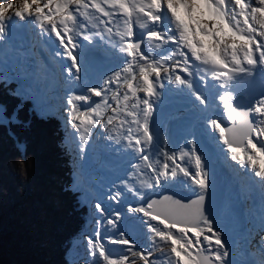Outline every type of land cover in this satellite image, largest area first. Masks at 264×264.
<instances>
[{"label":"snow or ice","instance_id":"1","mask_svg":"<svg viewBox=\"0 0 264 264\" xmlns=\"http://www.w3.org/2000/svg\"><path fill=\"white\" fill-rule=\"evenodd\" d=\"M180 7L187 20L178 13ZM201 8L207 9L210 27L197 19ZM93 20L99 22L93 24ZM26 21L56 41L62 49L56 52L57 56L70 60L71 66L66 68L69 83L81 80L78 55L84 58L94 37L125 54L123 66L105 77L99 86L87 87L85 94L73 92L66 101L70 106L66 109L67 121L83 143L88 142L97 126L108 130L109 139L117 144L125 142L122 150L130 152L134 161L129 163L127 178L121 181L125 190L139 195L130 180L158 188L179 178L198 193L195 199L187 201L163 195L137 207L130 205L128 210L142 214L149 230L147 250L133 251L135 242L121 232L120 239L112 242L129 246L126 251L134 258L130 260L127 254L113 257L100 242L97 230L95 240L86 237L89 259L84 264H96L97 257L106 264H137V259L143 264H156L157 260L160 264H226L228 247L205 209L210 177L205 160L197 151L196 139L184 141L190 150L181 147L179 154L169 151L167 138L153 131L151 121L161 95L157 89H163L165 81L172 82L173 74L175 83L186 85L203 110H209V100L195 91L191 83L192 67L199 62L196 66H206L203 72L210 73L211 80L219 82L217 86L223 90L217 100L226 120L232 122L227 129L230 135H225L226 129L219 120L210 119L208 123L212 129L218 128L219 139L230 151L232 160L264 184V96L252 107L243 108L236 106L235 93L231 91L240 74L251 75L257 65L264 66V0H45L43 5L41 0H0V39L13 26ZM134 24L140 30L135 40ZM201 35L209 38V50H205ZM236 39L241 41L239 45ZM177 68L189 79H184ZM199 79L207 85L204 75H199ZM80 102H84L83 110ZM109 109L113 114L105 119ZM6 112L0 106V123L11 122L16 116L15 111L13 117ZM18 150L26 156L22 148ZM186 158L190 164L184 163ZM120 197L117 191L109 198L119 203ZM94 208L107 215L100 203ZM114 216L115 220L108 219L109 224L115 225L121 214L115 212ZM202 236L206 245L200 243Z\"/></svg>","mask_w":264,"mask_h":264},{"label":"trees","instance_id":"2","mask_svg":"<svg viewBox=\"0 0 264 264\" xmlns=\"http://www.w3.org/2000/svg\"><path fill=\"white\" fill-rule=\"evenodd\" d=\"M13 94V89L0 88V104L6 106L9 115L19 105ZM18 119L21 123H0V264H68L67 255L72 245L67 236L78 234L80 237L83 221L80 227L65 228L60 221L54 224L57 225L54 236L66 242V245L61 244L66 252L63 263L57 244L50 242L46 233H39L45 224L43 218L49 216L51 222L54 220L53 214L48 215L49 210L62 211L61 219L66 216L64 210L65 213L74 210V193L67 190L71 152L59 146L67 136L66 124L61 119L56 121L31 114L29 105L19 109ZM27 122L29 124L25 125ZM8 134L22 136L19 145H15ZM20 148L29 158L23 166ZM73 219L68 217L69 221Z\"/></svg>","mask_w":264,"mask_h":264},{"label":"bare ground","instance_id":"3","mask_svg":"<svg viewBox=\"0 0 264 264\" xmlns=\"http://www.w3.org/2000/svg\"><path fill=\"white\" fill-rule=\"evenodd\" d=\"M245 2L247 3L248 1L245 0ZM177 11L179 14H182L181 13L182 11L187 16L185 10L182 7L178 8ZM182 17L187 19L184 15ZM98 22H99L98 20L91 21V23L93 24ZM23 26L24 23L22 25L18 24L17 28L12 27L8 36L14 39L15 30H19L20 28H23ZM139 31L140 30L138 29V32ZM27 41H28L27 49L31 50L30 47H31V43L33 42V39ZM81 42L86 44V42L84 41ZM45 43L46 46L50 47L51 50L55 51V54L57 51L62 52V49L58 47L54 39L48 37L46 38ZM94 43H98L103 46L102 49L98 50L97 54H93L92 52H89L90 49H95ZM235 43L239 45L241 41L236 39ZM55 45L57 46L54 47ZM1 50H3V48H0V51ZM112 50H114L113 53H111ZM57 57H59V59H62L61 64L63 66L62 70L64 76L69 84V88L72 91V93L75 92L76 94H85V89L87 88L85 87V78L89 79V81L92 83V84L90 83L91 86H97L98 84L102 83L105 77L109 76L110 73L115 71L117 68L123 66V64L125 63V54L121 53L118 50V48H113L110 43H107L106 41H101L98 37H94L93 44L88 45L85 50L84 58L81 59V57L79 56L78 62L81 65V73H80L81 80L80 81L73 80L71 83H69V76L66 72V68L71 66V62L68 58L64 57L63 55ZM45 59L46 61L49 60L48 58ZM177 59H179V57ZM176 71L179 72L180 75H183V78L186 79V75L180 70V68H177ZM28 73L31 74L30 71ZM262 73L264 75V67L262 68ZM73 75H75L74 69H73ZM174 75L175 74H173V76ZM133 84L135 86L136 81H133ZM171 86H179L178 84L175 83L174 78L172 82L165 81L164 88H169ZM78 90H80L81 92L78 93ZM123 90L124 89H121V92ZM157 90L160 91V89ZM129 95L131 96V93H129ZM139 95L143 97L144 94L141 92L139 93ZM94 99L99 100V98H94ZM194 99L195 100L193 101V103L196 102V104L199 106L198 110L194 113H189L187 110L188 107L191 106V104H185L181 106L173 105L171 107H160V108L156 107L151 121L152 129L155 133L165 136L168 141L169 151H176L177 154H179V150L181 147L190 150V146L184 143V141L186 139L195 138L197 141V151L201 153L202 157L205 160L206 166L209 171V177L211 178L212 174L217 172H220L224 175L225 183L227 184L229 189L228 194H231L233 201L228 202V207L225 206L223 207L221 217L218 220L214 221V227L216 228L217 231L221 232V239L223 240L224 244L228 247L229 250V256L226 260V264H252L251 260L246 258L249 256V252L247 251V249L249 248L248 247L249 243L246 240L247 234H245L246 231L245 216L243 212V203H244L243 197L247 195V190H250V186L248 185V183L251 181V179L241 184L240 181L233 176L232 164L230 169L224 170L223 168L220 167V163L224 162L225 158L232 160L231 153L227 149V147L223 144V141L219 139L218 128L212 129L208 121L210 119H219L220 126L222 127L223 122L226 121V113L223 112L222 106L221 108L217 107L218 115L216 118H214L204 113L202 111L201 105L199 104V101H197L196 98ZM80 104L82 103L80 102ZM253 104H255V102H253ZM169 119H171V122H169ZM115 143L116 142L112 140L113 146ZM123 143L125 142L123 141L122 144ZM119 150L124 152L125 154L124 158L131 157V153L122 150V147H120ZM111 154L112 155L108 156L110 159L113 158L112 156L117 155L114 152H112ZM114 160L116 161L115 163H117L119 159L115 158ZM130 162H134V161H130ZM184 163L190 164L191 162L188 161L186 158ZM235 164L236 165L234 166L236 169L240 168L238 167L236 162ZM123 166L124 167L121 168L120 171H117L115 175V179L118 180L119 183H121L122 180L127 178V173L130 170L129 164ZM244 170L246 171V174L248 176L249 174H252L251 171L246 169ZM143 179H150V178L143 177ZM129 183L136 188L137 192L139 193V195L136 196L137 198H141V200L146 198L152 191L164 187L163 185L161 187L153 189L141 185L138 182H133L131 180L129 181ZM170 185L178 186V185H186V184L181 179L178 178L174 183H171ZM142 220H144L143 216H142ZM156 223L158 224V222ZM189 235L194 236L193 233H189ZM205 235H209V233L205 232ZM201 242H203L202 245H206L207 243L203 239V236L201 237L200 243ZM254 242L257 243V240L255 239ZM193 243H195V239H193ZM212 243L214 246L215 241L213 240ZM213 250H215V247H213ZM258 253H259V257L262 260H264V256L262 255L261 250H259Z\"/></svg>","mask_w":264,"mask_h":264},{"label":"rangeland","instance_id":"4","mask_svg":"<svg viewBox=\"0 0 264 264\" xmlns=\"http://www.w3.org/2000/svg\"><path fill=\"white\" fill-rule=\"evenodd\" d=\"M44 2H45V0H41L42 5ZM237 8H238V6H237ZM45 11H47V9H45ZM204 13H205V9L203 8L202 9V15H204V16H203L202 20L205 21L206 24L211 26V21H210L209 17L205 16ZM38 29H39V27H38ZM39 31H41V29H39ZM46 37L48 38V36H46ZM5 38H6V35L3 38V46L4 45L7 46V48H8L7 49V55H11L10 56L11 58H10L7 56H2L0 54V60L4 61V63L0 64V66L3 67L2 71L6 72L4 74L5 79L8 80L12 77H19L21 80H22V78L23 79H29V80H25V81L22 80V82H20V85L22 86L21 91L24 92L31 99H33L35 102L38 100V96L41 92L40 89H43V90L46 89L47 91H53L55 99L58 96H59V98H63L62 94H65V96L68 97V93L71 90L69 88V84L66 81V78L64 76L62 69L59 66H57V67L53 66V65L50 66L47 63V61H45L44 53L46 52L47 49L43 50L44 53L41 51L42 52V59H41L40 58L41 56L38 57L33 53L34 50L33 51L30 50V52L28 54H25V53L20 52L22 49L12 48L14 46L10 47V44L13 45L14 42L10 41V43H9V40H6ZM43 45L46 47L45 41H43ZM22 57H26V59H28V60H24V59H22ZM28 62H29V65H26V63H28ZM32 63H35L36 67H37V65H39L40 68L37 70L35 67L32 70ZM41 68L46 69V73L44 75H42L40 72ZM50 69L52 70V73L50 72ZM23 70H25V71H23ZM11 71H13V72H11ZM29 71H33V73L30 75L28 73ZM92 74H93V72H92ZM32 78H34L35 80ZM37 80L39 82L38 84H37ZM94 80H95V78H94ZM90 83L91 82L89 81V79L85 78V87H90L91 86ZM100 84H98L97 86H99ZM50 85H51V87H49ZM61 90L64 91L65 93H63ZM58 92H59V94L57 95ZM79 92H81V91L78 90V93ZM63 100H64V98H63ZM109 102L113 104V107H115V103L111 99L109 100ZM81 103H82L81 106H82V110H83L84 102H81ZM68 107H70V106H67L66 104L64 106L63 105L50 106L47 104L38 103V105L36 106V109L39 113H42V114L55 113L61 117L67 118L68 113H67L66 109ZM111 114H113V113L109 109L108 112L105 114V116L111 115ZM103 122L104 121L102 120L101 123H103ZM109 127H111V126H109ZM98 130H99V132H98ZM95 132H98V133L95 136V139L92 141L93 145H95V143H97L100 146L104 141L109 139L110 132L108 130H104L100 126H97L96 128L93 129L90 137H92ZM75 134L78 136V134L76 132H75ZM8 135H9V137L12 138L13 143L15 145H19L18 141L20 139H22V136L16 137L12 134H8ZM25 143L26 142H24L23 144H25ZM85 152H86V148L80 147L79 151H77L76 159L83 158V156L85 155ZM112 157L115 159V158H117V155L116 156L114 155ZM101 159L102 158L99 157L98 162L101 161ZM21 160L24 163H28L29 158L21 155ZM4 170H5V168H4ZM8 174H10V171L8 172ZM11 174L12 175L10 177H13V173H11ZM145 194H146V192H145ZM227 202H229V200H227ZM18 208H21V206H18ZM69 211L70 210H67L65 213V210H64V214L66 216H64V219H61L62 211L59 212L56 210L55 211L49 210L48 215L53 214L54 220H53V222H51L49 220L48 215H47L48 216L47 218H43L44 223H45L43 228L45 229V231H43V228H42L39 232L41 234L46 233L48 236V240H49V236H50V242L53 241L55 244H57V249H59V251L62 252V254L59 257V259L61 260L62 263L64 262V258L66 257V252H65V247L62 248L61 244L63 243L66 245V242L64 243V240L59 239L56 236H54L55 231L57 230V225H54V224H56V223L59 224V221H60L61 223L66 225L65 228H67L69 225H75V226L77 225L80 227L82 224L81 216L78 213H76L74 210L72 213H70ZM68 217H73L74 219L69 221ZM65 219H67V221H64ZM46 225H49V227L46 228ZM131 226L132 225L125 226L123 229H121V231L116 232L113 235H109L108 232L103 233L104 230H106L107 228L101 227V230L99 231L101 234L100 238H99L100 242L104 244L106 250L108 252H110L113 255V257L119 258L120 256L127 254V255H129L130 260L134 258L131 256L130 253H128L126 251V249L129 246L112 242V241L120 239L119 233H121V232L124 233V236L127 239L135 242L136 246L133 249V251L147 250L149 245L146 246L143 240L140 241L141 234H139L137 231L133 230L134 227L130 228ZM88 229H90V230H88ZM95 233H96V231H94L91 228V222H88V223H86V227L84 229V232L82 233V235L80 237L78 234H73L71 236H67V240L72 245L71 250H70L69 255H68V258H69L68 260L70 261V262L68 261V264H84V262L89 259V257H88V244H87L86 237H92L93 240H95L96 239ZM141 233H143V230H141ZM44 236H45V234H44ZM95 260H96V264H106V262H102L98 257L95 258ZM157 262H158V260H157ZM137 264H141V260L137 259Z\"/></svg>","mask_w":264,"mask_h":264},{"label":"water","instance_id":"5","mask_svg":"<svg viewBox=\"0 0 264 264\" xmlns=\"http://www.w3.org/2000/svg\"><path fill=\"white\" fill-rule=\"evenodd\" d=\"M236 106L238 107H243V108H248L251 107V105L246 104L244 101H238ZM231 125H227L226 128H231ZM227 135H230L227 133ZM163 195H169L173 196L177 199H183L185 201L190 200V199H195L197 193L186 191V190H179V189H174L172 187H168L166 191H157L155 192L152 196L149 198L145 199L143 202H141L140 205L146 204L148 201H150L153 198H160ZM222 202V198H217L214 194V191L211 190L208 194H206L205 198V209L206 211L210 214V218L213 220H217L219 218V208L220 204Z\"/></svg>","mask_w":264,"mask_h":264}]
</instances>
